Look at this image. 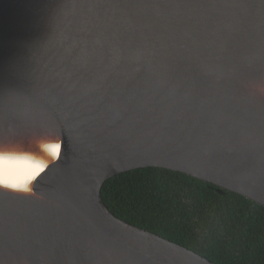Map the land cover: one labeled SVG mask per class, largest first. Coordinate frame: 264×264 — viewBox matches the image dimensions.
Segmentation results:
<instances>
[{
    "label": "water",
    "instance_id": "1",
    "mask_svg": "<svg viewBox=\"0 0 264 264\" xmlns=\"http://www.w3.org/2000/svg\"><path fill=\"white\" fill-rule=\"evenodd\" d=\"M11 155L44 170L0 186V264H213L100 191L160 168L264 207V0H0Z\"/></svg>",
    "mask_w": 264,
    "mask_h": 264
},
{
    "label": "trees",
    "instance_id": "2",
    "mask_svg": "<svg viewBox=\"0 0 264 264\" xmlns=\"http://www.w3.org/2000/svg\"><path fill=\"white\" fill-rule=\"evenodd\" d=\"M117 219L182 246L213 264H264V207L178 172L121 173L102 185Z\"/></svg>",
    "mask_w": 264,
    "mask_h": 264
},
{
    "label": "bare ground",
    "instance_id": "3",
    "mask_svg": "<svg viewBox=\"0 0 264 264\" xmlns=\"http://www.w3.org/2000/svg\"><path fill=\"white\" fill-rule=\"evenodd\" d=\"M55 146H58L56 144H50L48 146V151L50 152V155L53 158H56L59 146L56 150V154L54 155L51 149ZM38 169L44 170V165L40 164L39 162L33 161L30 158L26 157H20L16 155H11L10 158H5L0 156V177L7 176L9 177V183H18L23 181L28 176L32 175L34 172H37ZM42 170V171H43ZM42 171H38V174ZM38 174L34 175L31 180H28L26 183V189H28L29 185L33 182V180L38 176ZM0 186L2 188L10 189V190H16V191H23L24 189H13L5 184L0 183Z\"/></svg>",
    "mask_w": 264,
    "mask_h": 264
},
{
    "label": "snow or ice",
    "instance_id": "4",
    "mask_svg": "<svg viewBox=\"0 0 264 264\" xmlns=\"http://www.w3.org/2000/svg\"><path fill=\"white\" fill-rule=\"evenodd\" d=\"M58 146H55L51 149V151L53 152V154L55 155L56 154V150H57ZM43 169H38V171H42ZM38 171L37 172H34L32 175L28 176V180H31L33 178L34 175L38 174ZM0 183L2 184H5L3 181H0ZM13 189H24V190H27L26 189V184L24 185H19V184H16V183H7L5 184Z\"/></svg>",
    "mask_w": 264,
    "mask_h": 264
},
{
    "label": "clouds",
    "instance_id": "5",
    "mask_svg": "<svg viewBox=\"0 0 264 264\" xmlns=\"http://www.w3.org/2000/svg\"><path fill=\"white\" fill-rule=\"evenodd\" d=\"M28 177L27 178H25L23 181H21V182H18V183H16V184H19V185H24V184H26L27 183V181H28ZM0 181H3L5 184H7V183H9V177H7V176H3V177H0ZM15 183V182H14Z\"/></svg>",
    "mask_w": 264,
    "mask_h": 264
}]
</instances>
